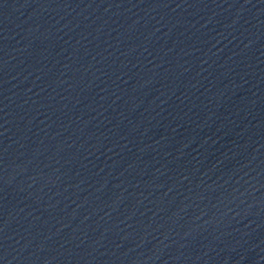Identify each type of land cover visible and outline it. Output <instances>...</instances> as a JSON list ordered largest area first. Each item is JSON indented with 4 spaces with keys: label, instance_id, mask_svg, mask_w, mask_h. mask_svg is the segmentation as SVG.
Listing matches in <instances>:
<instances>
[{
    "label": "water",
    "instance_id": "water-1",
    "mask_svg": "<svg viewBox=\"0 0 264 264\" xmlns=\"http://www.w3.org/2000/svg\"><path fill=\"white\" fill-rule=\"evenodd\" d=\"M226 0H0V264H197Z\"/></svg>",
    "mask_w": 264,
    "mask_h": 264
}]
</instances>
